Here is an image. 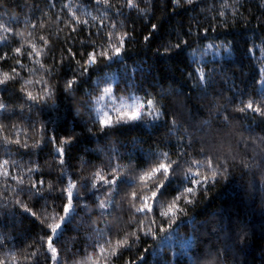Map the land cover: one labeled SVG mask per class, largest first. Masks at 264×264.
<instances>
[{
	"label": "trees",
	"instance_id": "obj_1",
	"mask_svg": "<svg viewBox=\"0 0 264 264\" xmlns=\"http://www.w3.org/2000/svg\"><path fill=\"white\" fill-rule=\"evenodd\" d=\"M63 2H71L73 5L87 4L86 9L74 7L73 10L77 11L81 21L87 20L93 29L102 18L107 26L108 17H111L118 25L115 31H120L119 21L124 20L128 30L134 29L136 39L128 45L121 58L123 62L112 63L109 69L101 65L97 70L90 71L84 84L73 97L63 92L65 73L70 69L59 66V51L56 53V64L48 59L47 46L40 37L45 36L57 48L72 47V41L76 39L75 47H79L80 42H87V30L71 32L67 19L70 13L67 10L60 12L63 6L61 0H57L56 8L49 7V0H0V23L9 24L23 33L22 37H15L8 47L22 45L28 50L32 43H36L43 53L42 56L24 59L25 67L20 72L24 77L23 81L9 82L7 92H3V86H0V93H3L0 99L11 104L13 110L19 111L17 105L25 104L21 116H17L11 122L2 121L6 126L0 133V143L3 135L11 136L14 140L18 134L21 143L26 141L29 144L28 149H23L15 143L8 145L9 155L18 165L12 168V174L20 179L8 180L6 184L5 177L0 176V205H9L7 208L0 207V222H3L7 226L5 230L15 237L16 246L31 244L37 233L41 231L37 218L15 205L16 190L22 186L21 179L24 181L23 186H27L29 176L27 169L33 168L32 175H36L34 163L39 165V172L46 178L43 186L38 185L42 197L21 195L19 199L27 203L37 216H44L47 222H51L52 216L61 211V200L55 191L60 187L57 181L61 167L65 178L91 179L95 171L106 170V166L110 163L120 165L121 175L127 174L130 169H146L153 160L154 153L158 155L161 152H168L171 159L176 160L175 153L181 150L177 137H184L186 141L187 125L184 117L191 111L198 121L211 122V128L204 126L209 134L202 136L206 150L216 154H229L228 149L231 145L233 151L230 155H236L237 159L230 163H235L236 167H229L228 179L219 180L207 194L197 192L194 195V203L187 206L186 212L181 214L177 222L180 224L179 228L174 225V231L158 233L155 238L142 237L141 242L131 252L124 253V258L127 259L129 256L134 258L140 248L147 247L148 252L145 255L148 264H159L163 258L173 259V264H194V261L208 264L213 260L216 264H220V259L226 261V264H233V256L229 252L222 253L219 258L215 252L216 248H228L232 244V240L224 234V229L219 227L224 225L226 229L231 221L234 225L246 227L250 233V237L246 238V247L240 252L239 258L245 260L247 264H264V190L261 189L259 171L254 170L255 175H253L240 165L241 158L251 156V147L242 149L241 144L238 143L241 140L238 133L241 131L244 138L254 137L257 134L264 135V132H261V128L257 126L258 122L234 123L232 128L225 129L220 136L215 137L217 143H207L213 139L215 133L217 110L222 111L229 107L227 100L235 91L233 85L244 91L251 90L253 95H257L258 86L254 84V77L258 78V66L261 61L254 60L247 49L253 42L259 45L264 38V7L261 6V0H194L193 5L182 3L176 11H172L171 0H152V7L147 9L146 16L154 17L153 22L158 23L159 27L153 32L147 44L142 38L150 31L145 16L134 11L129 14L130 10L125 7L124 14L117 19L111 9L93 8L92 0H63ZM110 2L114 7H120L124 0H110ZM145 7V4H141V8ZM106 10L108 17L104 16ZM220 12H224V15L220 16ZM125 16L128 17L127 20ZM195 21H199L201 26L215 28V32L209 33V40L205 41V43L214 41L213 49H208L203 54L200 46L196 47L195 52L189 49L176 50L170 54H163L162 50L156 51L170 38L175 29L192 24L195 30ZM224 21L228 22L227 27L223 26ZM32 23L37 27L32 28ZM3 34V30H0V35ZM95 39L99 46L100 38ZM221 41L228 44L231 51L226 49ZM256 56H260L258 49ZM38 60L43 63H36ZM10 66H14L12 61H0V78L3 77V72L9 71ZM201 67L214 77V82L207 91L204 90L202 83H198L195 88L192 84V80L196 77L193 69ZM211 69L215 71L210 72ZM106 70L107 75H103ZM188 72H193V77L190 78ZM97 75H100L101 83L94 96L102 92L106 83H113L114 87L119 85L121 89L127 85L129 91L117 93V96L128 99L132 98L133 93L144 98L147 91L156 99L157 107H163L167 112L176 114L177 125L173 128L170 123L165 125L163 120L148 123L141 121L120 128L114 136L111 133L105 135L95 129L88 132L90 117L84 107L88 99L86 91L96 89ZM21 87L34 94L40 92L41 95L45 90L52 91L54 96L49 98L47 105L42 104L39 108L33 107L29 110L25 98L18 95ZM109 99L105 97L103 103H109ZM92 104L94 105L92 115L95 116L94 98ZM147 119L145 117V121ZM33 122L35 126H32ZM41 123L49 132L54 131L58 137L73 132L78 134V142L68 150L63 166L57 158L55 146L48 143L47 136L40 130ZM249 125L253 129L251 133L247 131ZM197 135L201 134L197 133ZM252 143L253 141L249 139V145ZM28 152L35 154L29 156L26 154ZM189 152L195 155L191 150ZM0 158H7L3 151H0ZM48 181H51L53 186L51 192L48 189ZM83 183V179L78 180L77 188L81 190V195H85L80 189ZM140 183L142 182L130 181L129 195L115 200L120 207L105 210L111 215L106 214L100 219L97 218L100 212L98 202L95 201L93 191L89 190L86 194L87 203L97 206L85 209L83 202L77 206L79 215L75 216L64 230L62 244L67 251L61 248V258L67 259L71 264L72 259L80 260L92 255L89 245L92 243L93 229L97 226L104 229L108 224L129 231L128 225L134 221L125 215L128 209L127 201L131 199V191L138 193L145 191L139 187ZM176 188V184H169L166 190L173 192ZM53 200H55L54 211ZM77 200L79 201L80 197H77ZM191 222H195V228ZM202 222L203 226H201ZM213 226L217 227L219 234L204 235ZM209 239H211L210 244L198 247L200 240L206 243ZM103 258H108L110 264L114 259L109 257L108 252L104 253ZM40 260L43 264L42 256ZM118 264H123V260Z\"/></svg>",
	"mask_w": 264,
	"mask_h": 264
},
{
	"label": "snow or ice",
	"instance_id": "obj_2",
	"mask_svg": "<svg viewBox=\"0 0 264 264\" xmlns=\"http://www.w3.org/2000/svg\"><path fill=\"white\" fill-rule=\"evenodd\" d=\"M182 3L193 5L194 0H171L172 11H176L182 6ZM61 4L63 6L60 8V12L67 10L70 13L67 19L71 26V32H84L87 30V42H80V46L75 47L77 40L73 39L72 47L57 48L45 36H41L40 40L47 46L48 59L53 64L57 63L56 53L59 51V66H65L70 69L69 72L65 73L66 78L63 92L75 97L90 71L97 70L101 65L109 69L112 63L123 62L121 58L126 52L128 45L135 41L136 37L134 29L128 30L124 20L119 21L121 30L115 31L118 26L117 22L113 18L108 17L107 10L104 12V16L109 18V24L105 26L104 19L102 18L93 29L87 20L81 21L77 15V11L73 10L74 7L86 9L87 4L73 5L71 2L64 3L63 0H61ZM141 4H145L146 7L141 8ZM261 6L264 7V0H261ZM49 7L56 8L57 0H49ZM92 7L111 9L117 19L124 14L125 7L130 10L129 14L134 11L137 14L145 16L148 19V27L150 28V31L142 37L146 44L151 39L153 32L157 31L159 27L158 23L153 22L154 17L148 18L146 16L147 9L152 7V0H124L123 5L120 7H114L110 0H92ZM86 14L90 15V13ZM219 15L223 16L224 12H220ZM127 19L128 17L125 16V20ZM222 23L224 27L228 26L227 21ZM31 27L36 28L37 25L32 23ZM0 30H3L4 33L0 35V45H4V47H0V61H12L14 64V66H10L9 71L3 72V77L0 78V86H3V92H7L9 91V82L24 80V77L20 75V72L25 67L24 59L42 56L43 53L40 50V46L36 43H32L31 48L28 50H25L22 45H14L9 48L8 45L13 39L17 36L22 37L23 33L5 23H0ZM210 32H215V28L201 26L199 21H195V30L192 24L175 29L170 38L160 48H157L156 51L161 52L162 50L163 54H170L176 50L184 51L189 49L195 52L196 47L200 46L203 54L208 49L215 47L214 41L205 43V41L209 40ZM97 37L101 40L99 46L95 39ZM221 44L231 51L228 44H225L223 41H221ZM5 48H8V50H5ZM257 49L260 52L259 57L256 56ZM247 51L254 60L261 61L258 66V78L254 77V84L258 86L256 88L257 95H253L251 90L244 91L233 85L232 88L235 91L227 100L229 107L222 111L217 110L216 112V129L213 139L208 141V144L217 143L215 137L220 136L225 129L232 128L234 123L248 124L249 121L253 123L258 122L257 126L261 128V132H264V127H262L264 126V38L261 39L259 45L253 42ZM10 53H15V55H10ZM36 63L43 62L38 60ZM193 71L196 73V77L192 80L193 87L195 88L198 83H202L204 90L207 91L208 87L214 82V77L207 74L203 67L193 69ZM209 71L214 72L215 69ZM103 75H107V70ZM187 75L191 78L193 77V72H188ZM100 83V75H97L96 89L86 91L88 99L84 107L86 114L90 117V124L87 128L88 132H92L95 129L105 135L111 133L114 136L120 128L141 121L148 123L163 120L165 125L170 123L173 128L177 125L176 114L174 112H167L163 107H157V101L152 97L151 93L145 91L144 98L135 96L133 93L132 98L128 99L127 97L117 96V93L129 91L127 85L121 89L119 85H115L114 87L113 83H106L102 92L94 96V93L100 88ZM2 95L3 93H0V97ZM18 95L21 98H25V103L28 109L31 110L33 107H41L42 104L47 105L49 98L54 96V92L45 90L43 95L40 92L34 94L32 91L21 87ZM105 97H109L113 102L103 103ZM93 98L96 101L95 116L92 115L94 107L92 104ZM117 100L120 102L115 103ZM29 101L31 103H28ZM24 107L25 104H19L17 105L19 111H15L11 104L0 99V133L3 132L6 126L2 121L7 120L11 122L17 116H21ZM145 117L148 118L147 121H145ZM184 120L187 125V139L185 141L184 137H177L181 150L175 153L177 156L176 160H172L168 152H161L158 155L154 153V158L149 162V166L146 169H130L127 174L121 175L120 165L110 163L106 166V170L100 169L95 171L91 179L83 177L77 179H73L72 177L65 178L63 176V168L61 167V174L57 181L60 187L55 189L58 193V198L61 200V211L52 216L51 222H47V218L44 216H37V213L27 203L19 199L21 195L42 197L38 185L43 186L46 183V178L43 173L39 172V165L33 162L37 170L36 175H32L33 168L27 169L29 173L27 178L28 183L27 186H23L24 181L21 179L22 186L16 190L17 198L15 199V205L22 208L31 216L36 217L41 225V231L37 233L31 244L17 247L15 237L5 230L7 226L3 222H0V264H41V256L43 257V264H69L67 259L61 258V248L63 247L67 251V248L62 244L63 234L67 224L75 216L79 215L77 206L81 202H83L85 209L97 206L96 204L89 205L87 203V192L89 190L93 191L95 201L98 202V208L100 209L97 218L100 219L106 214L111 215L110 212H106L105 210L120 207V205L115 203V200L121 196L129 195L128 188L130 181L133 180L142 182L139 184V187L145 191H141L140 193L137 191L130 192L131 199L127 201L128 209L125 215H128L134 223H129V231H124L119 226L108 224H106L104 229L97 226L93 229L92 243L89 245L92 249V255H87L85 259H72L71 264H110L108 258H103L105 252L109 253V257H114L111 260V264H118L121 260H123V264H148L145 255L148 252L147 247L140 248L134 258L129 256L125 259L124 253L131 252L141 242L142 237L155 238L158 233H166L169 230L174 231V225H176V228H179L180 224L177 222L181 214L186 212L187 206L194 203V195L197 192L207 194L215 187L219 180L228 179L229 167H236L235 163H230V161L234 162L237 159L236 155H230L233 151L231 145H229L228 149L229 154H216L206 150L205 141L202 139V136L209 134L204 126L211 128L210 121H198L195 114L191 111L185 115ZM32 126H35L34 122ZM40 130L47 136L48 143L55 146L57 158L60 160L61 166H63L65 163L64 157L67 156L68 150L73 148L78 142V134L73 132L58 137L54 131L49 132L43 123H41ZM247 131L250 133L253 131L250 125ZM197 133L201 135H197ZM238 135L241 137L238 143L241 144L242 149H248L249 147L252 149L251 156L241 158L240 165L253 175H255L254 170L259 171L261 189L264 190V135L257 134L254 137L249 136L248 138H244L242 131ZM249 139L253 141L251 145H249ZM11 143H15L23 149L29 148V144L26 141L21 143L18 134L14 140L11 136H2L0 151H3L7 158H0V176L5 177L6 184L8 180L15 181L20 179L18 176L12 174V168L18 165L17 161L11 159L9 155L10 149L8 145ZM37 143H40V141H37ZM221 147H223V144H221ZM189 150L194 152L195 155H191ZM26 154L31 156L35 153L28 152ZM79 179L84 180L80 189H82L85 195H81V190L77 188ZM169 184H176L177 188L173 192H169L166 190ZM48 189L50 192L53 191L51 181H48ZM77 197H80L79 201ZM8 206L6 204L0 205L3 208H7ZM54 207L55 200H53V211ZM4 214L6 215L7 213ZM191 223L195 228V222ZM201 226H203V222ZM219 227L220 229H224V234L232 240V244L228 248H216L217 257L219 258L224 252H229L233 256V264H247L245 260L239 258L240 252L246 247V238L250 237V233L246 230V227H239L232 224L231 221L226 229L224 225H220ZM217 234H219L218 229L216 226H213L204 235L213 236ZM233 236L235 239H233ZM210 243L211 239L206 243L200 240L198 247ZM237 245L239 246L237 247ZM174 255L173 253V257ZM159 264H173V259L163 258ZM194 264H203V262L194 261ZM208 264H216V261H210ZM220 264H226V261L220 259Z\"/></svg>",
	"mask_w": 264,
	"mask_h": 264
},
{
	"label": "rangeland",
	"instance_id": "obj_3",
	"mask_svg": "<svg viewBox=\"0 0 264 264\" xmlns=\"http://www.w3.org/2000/svg\"><path fill=\"white\" fill-rule=\"evenodd\" d=\"M109 101V103H112L113 101H111L110 99L108 100ZM116 103V102H115ZM107 110V109H106Z\"/></svg>",
	"mask_w": 264,
	"mask_h": 264
}]
</instances>
